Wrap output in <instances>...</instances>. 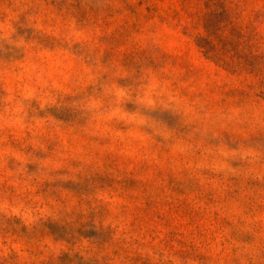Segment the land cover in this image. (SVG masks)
I'll return each instance as SVG.
<instances>
[{"label":"rangeland","instance_id":"obj_1","mask_svg":"<svg viewBox=\"0 0 264 264\" xmlns=\"http://www.w3.org/2000/svg\"><path fill=\"white\" fill-rule=\"evenodd\" d=\"M0 264H264V0H0Z\"/></svg>","mask_w":264,"mask_h":264}]
</instances>
